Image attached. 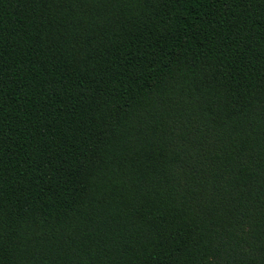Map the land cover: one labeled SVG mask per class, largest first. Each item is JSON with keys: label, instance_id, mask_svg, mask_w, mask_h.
<instances>
[{"label": "trees", "instance_id": "16d2710c", "mask_svg": "<svg viewBox=\"0 0 264 264\" xmlns=\"http://www.w3.org/2000/svg\"><path fill=\"white\" fill-rule=\"evenodd\" d=\"M0 264H264V0H0Z\"/></svg>", "mask_w": 264, "mask_h": 264}]
</instances>
